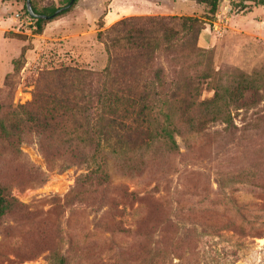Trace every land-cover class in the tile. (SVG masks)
Listing matches in <instances>:
<instances>
[{"label": "rangeland", "instance_id": "374dc122", "mask_svg": "<svg viewBox=\"0 0 264 264\" xmlns=\"http://www.w3.org/2000/svg\"><path fill=\"white\" fill-rule=\"evenodd\" d=\"M33 1L38 12L68 2ZM227 1L228 27L223 0L213 16L195 0H76L37 32L24 0H0V103L29 102L42 74L54 68L101 71L107 53L97 34L119 20L152 15L194 16L203 21L200 32L209 27L211 44L200 46L199 32L202 50L185 60L186 72L176 77L201 80L197 102L210 100L213 87L242 78L255 90L247 93L248 107L230 108V125L212 121L210 105L190 111L193 123L185 122L188 112L176 110V152L155 145L126 158L108 155L109 182L69 200L65 194L87 164L54 157L49 168L39 136L26 134L23 161L42 171L43 181H31L24 171L13 180L12 193L50 225L46 241L32 237L26 246L31 223L3 217L0 264H49L54 250L68 264H264V12L257 16L264 7ZM156 62L167 69L171 61L161 56ZM0 168L7 174L13 165L5 158ZM25 247L31 256H24Z\"/></svg>", "mask_w": 264, "mask_h": 264}, {"label": "trees", "instance_id": "16d2710c", "mask_svg": "<svg viewBox=\"0 0 264 264\" xmlns=\"http://www.w3.org/2000/svg\"><path fill=\"white\" fill-rule=\"evenodd\" d=\"M195 1L205 3L207 13L213 16L220 0ZM251 1L264 7V0ZM30 3L35 13L47 16L57 9L38 12L34 1ZM45 20L48 19L35 18L37 32ZM202 25L203 21L194 16L152 15L119 20L103 36L97 34L107 53V63L101 71L54 68L42 74L29 102L15 107L0 103V163L7 158L13 165L7 174L0 168V221L7 215L28 220L31 230L23 238L26 246L32 237L46 241L50 225L48 218L40 220L12 193L13 180L24 171L31 181H43V172L28 168L23 161L21 144L26 134L39 136L38 147L49 168L56 164L54 157L87 164V172L78 175L65 194L64 199L69 200L86 192L89 186L109 182L108 155L126 158L130 153H146L155 145L169 153L176 152V110L188 112L185 122L193 123L190 111L198 105H210L211 120L230 125V108L249 106L247 95L255 90L244 78L228 86L213 87V97L200 102L196 96L201 80L176 78L186 72L189 57L202 50L197 46ZM161 56L170 57L169 68L156 62ZM177 66L181 70L177 71ZM21 251L25 257L31 256L30 248ZM49 264H68V258L64 253L50 251Z\"/></svg>", "mask_w": 264, "mask_h": 264}, {"label": "crops", "instance_id": "0c3cea01", "mask_svg": "<svg viewBox=\"0 0 264 264\" xmlns=\"http://www.w3.org/2000/svg\"><path fill=\"white\" fill-rule=\"evenodd\" d=\"M230 11H231V6H230L229 2L227 0H223V23H225L224 25H226V27H228L229 22L231 20V14H230L231 12ZM258 12H259V14L257 16L262 18V13L264 12V10H259ZM138 14H143V13L142 12L133 13V15H138ZM160 14H162V13H160ZM221 14H222V11L219 14L217 13V16H220ZM209 30H210L209 27L203 28L199 34V45L202 47H208L211 44L210 43L211 39L207 33V32H209Z\"/></svg>", "mask_w": 264, "mask_h": 264}, {"label": "water", "instance_id": "95a60500", "mask_svg": "<svg viewBox=\"0 0 264 264\" xmlns=\"http://www.w3.org/2000/svg\"><path fill=\"white\" fill-rule=\"evenodd\" d=\"M75 0H69V2L67 4H65L64 6H61L59 8H57L53 13L52 15L50 16H47V15H43V14H39V13H35L33 10H32V7H31V3H30V0H25L24 4H25V7H26V10L28 12V14L31 16V17H34V18H43V19H49V18H52V17H55L57 15H59V13L69 9L71 7V5L74 3Z\"/></svg>", "mask_w": 264, "mask_h": 264}, {"label": "built area", "instance_id": "2783aa9c", "mask_svg": "<svg viewBox=\"0 0 264 264\" xmlns=\"http://www.w3.org/2000/svg\"><path fill=\"white\" fill-rule=\"evenodd\" d=\"M216 22L213 23V28L216 30L217 29V26H216ZM224 28V27H223Z\"/></svg>", "mask_w": 264, "mask_h": 264}]
</instances>
